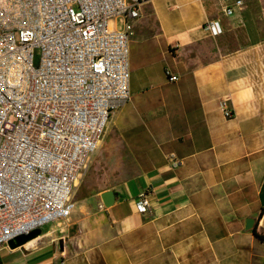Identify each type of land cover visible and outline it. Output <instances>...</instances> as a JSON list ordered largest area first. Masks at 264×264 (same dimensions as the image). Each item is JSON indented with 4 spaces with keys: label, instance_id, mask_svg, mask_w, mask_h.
<instances>
[{
    "label": "crops",
    "instance_id": "crops-1",
    "mask_svg": "<svg viewBox=\"0 0 264 264\" xmlns=\"http://www.w3.org/2000/svg\"><path fill=\"white\" fill-rule=\"evenodd\" d=\"M137 9L131 98L110 119L86 190L65 222L0 248L2 264H264L254 233L264 234V0H139ZM142 194L150 214L137 210Z\"/></svg>",
    "mask_w": 264,
    "mask_h": 264
},
{
    "label": "built area",
    "instance_id": "built-area-1",
    "mask_svg": "<svg viewBox=\"0 0 264 264\" xmlns=\"http://www.w3.org/2000/svg\"><path fill=\"white\" fill-rule=\"evenodd\" d=\"M138 3L0 0V248L65 222L75 209L74 191L112 115L131 98L129 38ZM207 29L222 33L218 22ZM219 107L235 116L229 98ZM136 207L152 213L145 194Z\"/></svg>",
    "mask_w": 264,
    "mask_h": 264
},
{
    "label": "water",
    "instance_id": "water-1",
    "mask_svg": "<svg viewBox=\"0 0 264 264\" xmlns=\"http://www.w3.org/2000/svg\"><path fill=\"white\" fill-rule=\"evenodd\" d=\"M102 201L106 207H111L115 203L116 195L114 191H107L102 193L101 195ZM255 223L254 219H249L247 221V229L253 228ZM43 229H38L34 232H32L29 235H23L15 239V241L10 242V246L12 248L19 247L21 245H24L27 243L29 240L33 239L35 235L41 234ZM0 264H2V261L0 260Z\"/></svg>",
    "mask_w": 264,
    "mask_h": 264
},
{
    "label": "rangeland",
    "instance_id": "rangeland-1",
    "mask_svg": "<svg viewBox=\"0 0 264 264\" xmlns=\"http://www.w3.org/2000/svg\"><path fill=\"white\" fill-rule=\"evenodd\" d=\"M97 152H98V151H97ZM97 152H96V153H97ZM96 160H97V162L99 163V160L97 159V157H96ZM94 163H95V160H94V157H93L89 173H88L87 176L84 178L83 182L80 184V187L74 191V195H73V197H74V201H75V202L81 199V195H82L83 191L86 190L85 187L83 186V184L87 182L86 179H87V177L89 176L91 170L93 169V167H94ZM84 193H85V192H84ZM55 225H56V223H51L50 225L47 224V225H44L42 229L47 230V229H49V228H51V227H54Z\"/></svg>",
    "mask_w": 264,
    "mask_h": 264
},
{
    "label": "trees",
    "instance_id": "trees-1",
    "mask_svg": "<svg viewBox=\"0 0 264 264\" xmlns=\"http://www.w3.org/2000/svg\"><path fill=\"white\" fill-rule=\"evenodd\" d=\"M264 214V202H263V206H262V209H261V212H260V215L259 217H262ZM254 233L261 239L264 241V234H260L257 232V227L254 228Z\"/></svg>",
    "mask_w": 264,
    "mask_h": 264
}]
</instances>
